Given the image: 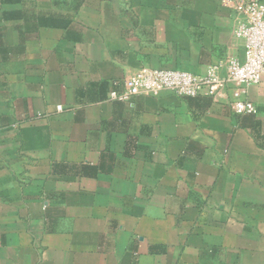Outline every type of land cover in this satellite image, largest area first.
Masks as SVG:
<instances>
[{
    "label": "crops",
    "instance_id": "obj_1",
    "mask_svg": "<svg viewBox=\"0 0 264 264\" xmlns=\"http://www.w3.org/2000/svg\"><path fill=\"white\" fill-rule=\"evenodd\" d=\"M233 3L0 0V264H264V77L111 96L243 60Z\"/></svg>",
    "mask_w": 264,
    "mask_h": 264
},
{
    "label": "built area",
    "instance_id": "obj_2",
    "mask_svg": "<svg viewBox=\"0 0 264 264\" xmlns=\"http://www.w3.org/2000/svg\"><path fill=\"white\" fill-rule=\"evenodd\" d=\"M233 8L239 18L234 33L244 43L243 60L228 58L210 64L202 74L143 66L125 77L123 93L112 91L111 96L127 99L134 94H158L167 90L178 95H206L216 99L227 85L233 84L230 109L234 113L255 112V105L246 95L247 88L264 77V3L260 0H234ZM222 65L226 67L224 75L220 73Z\"/></svg>",
    "mask_w": 264,
    "mask_h": 264
}]
</instances>
